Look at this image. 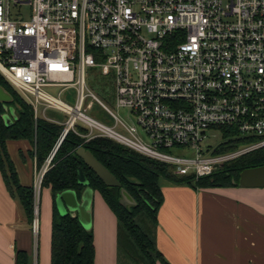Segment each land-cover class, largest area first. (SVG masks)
Listing matches in <instances>:
<instances>
[{
	"label": "built area",
	"instance_id": "obj_1",
	"mask_svg": "<svg viewBox=\"0 0 264 264\" xmlns=\"http://www.w3.org/2000/svg\"><path fill=\"white\" fill-rule=\"evenodd\" d=\"M95 71L109 76L127 120L88 87ZM0 73L33 117L63 113L46 117L63 125L56 144L80 123L85 137H109L195 179L264 145V0H0ZM94 101L111 124L86 112ZM222 127L243 141L215 152ZM51 154L32 184L34 235Z\"/></svg>",
	"mask_w": 264,
	"mask_h": 264
},
{
	"label": "trees",
	"instance_id": "obj_2",
	"mask_svg": "<svg viewBox=\"0 0 264 264\" xmlns=\"http://www.w3.org/2000/svg\"><path fill=\"white\" fill-rule=\"evenodd\" d=\"M0 85L11 95L6 105H11L14 116L4 123L5 111L0 102V172L10 192L19 198L29 221L32 217V185H22L16 180L12 164L4 150L5 138L24 137L32 142L31 154L36 168L40 167L55 146L62 130V123L42 116L33 117L31 105L7 82L0 73ZM74 130L67 129L53 150L39 186H49L52 192V217L50 224V264H92L93 249L91 230L81 226L75 215L59 214L54 195L64 188H72L78 194L82 185L76 181V171L80 167L92 189H97L105 203L112 210L117 222V260L132 264H168L155 248L152 228L156 221V209L161 202L158 179L165 178L173 183L195 186L236 185L240 169L264 163V145L240 154L216 166L209 174L193 178L191 174H174L167 163L141 154L109 137L82 135L85 128L74 124ZM225 138L214 147L215 152L235 148L242 138L229 127H222ZM83 146L103 164L134 199V203L122 205L119 201V186L105 185L102 180L75 153V148ZM6 169L4 168V163ZM20 252L16 264H25Z\"/></svg>",
	"mask_w": 264,
	"mask_h": 264
},
{
	"label": "crops",
	"instance_id": "obj_3",
	"mask_svg": "<svg viewBox=\"0 0 264 264\" xmlns=\"http://www.w3.org/2000/svg\"><path fill=\"white\" fill-rule=\"evenodd\" d=\"M45 109L38 116L62 120L46 115ZM3 145L17 182L32 185L44 164L36 168L32 142L5 138ZM164 180L158 179L162 198L152 238L168 264H264V186L192 187ZM51 217L52 192L39 186L34 235L19 198L0 172V264H16L18 252L25 264H50ZM90 230L92 264H132L117 260L116 217L97 189L91 194Z\"/></svg>",
	"mask_w": 264,
	"mask_h": 264
},
{
	"label": "water",
	"instance_id": "obj_4",
	"mask_svg": "<svg viewBox=\"0 0 264 264\" xmlns=\"http://www.w3.org/2000/svg\"><path fill=\"white\" fill-rule=\"evenodd\" d=\"M10 100V93L0 85V102L3 103L5 109L1 116L6 124L9 123L11 117L14 116L13 107L5 104ZM56 145L53 147L52 152ZM75 153L82 158L83 162L105 185L119 186L118 201L122 205L134 203L133 197L120 186L116 177L101 164L88 149L80 145L75 148ZM76 181L82 185L79 193L77 194L72 188L61 189L54 195L55 206L59 214L69 213L75 215L81 226L85 229H89L92 188L88 185V181L80 167H78L76 171ZM232 181L239 186H264V163L240 169L237 180L235 181L232 179Z\"/></svg>",
	"mask_w": 264,
	"mask_h": 264
},
{
	"label": "rangeland",
	"instance_id": "obj_5",
	"mask_svg": "<svg viewBox=\"0 0 264 264\" xmlns=\"http://www.w3.org/2000/svg\"><path fill=\"white\" fill-rule=\"evenodd\" d=\"M21 12L23 16H26L28 13V6L23 5L21 6ZM87 85L88 87L94 92V94L109 108H111L113 111H115L119 117L124 118L127 120L126 110L122 107H116L113 102V87L111 85V82L109 80V76L100 75L97 71L93 73H89L87 76ZM66 90L63 94V96L68 97V101L71 102L73 98V90L69 88V91ZM52 93H55L54 91H51ZM67 92V93H66ZM62 96V95H60ZM86 112L93 117L103 121L106 124H111L112 119L110 116H108L105 111H103L99 104H97L95 101L91 104L89 108H87ZM45 114L49 116H54L57 118L63 119V114L59 112L55 108H49L46 107ZM116 127V126H115ZM219 140H221V137L218 133H215L213 136H209L207 141L211 143V147L215 145ZM210 147V148H211ZM160 181L164 180L162 178H159ZM167 181V180H164ZM169 182V181H167ZM186 184V183H183Z\"/></svg>",
	"mask_w": 264,
	"mask_h": 264
},
{
	"label": "flooded vegetation",
	"instance_id": "obj_6",
	"mask_svg": "<svg viewBox=\"0 0 264 264\" xmlns=\"http://www.w3.org/2000/svg\"><path fill=\"white\" fill-rule=\"evenodd\" d=\"M58 144V143H57ZM55 145H56V143H55ZM52 152V151H51ZM48 156V155H47ZM45 169V168H44Z\"/></svg>",
	"mask_w": 264,
	"mask_h": 264
}]
</instances>
